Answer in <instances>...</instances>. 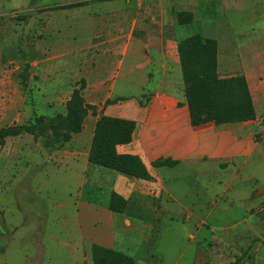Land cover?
Instances as JSON below:
<instances>
[{
    "label": "rangeland",
    "instance_id": "obj_1",
    "mask_svg": "<svg viewBox=\"0 0 264 264\" xmlns=\"http://www.w3.org/2000/svg\"><path fill=\"white\" fill-rule=\"evenodd\" d=\"M184 1L195 6H185ZM254 1L218 8L216 0H0V128L30 125L39 117L47 124L65 112L66 101L82 79L83 95L86 80L98 77L105 67L110 70V61L103 67L107 60L115 58L112 73L113 80H118L122 50L88 44L96 32L100 34L95 40L106 33L95 22L105 9L115 11L112 17L118 22L137 17V25H125L126 40H148L163 31L178 42L199 33L218 43L219 76L251 70L255 47L247 33H257V26L264 25V0H259L263 3L255 11ZM189 8L193 22L178 25L176 13ZM122 10H127V17L121 15ZM235 28H244L247 36L238 38ZM152 29L159 31L151 33ZM119 84L112 95L84 93L86 103L121 97L125 85ZM253 100L260 118L240 129L247 131L237 139L240 148L231 150L229 145L230 156L205 158L184 171L177 168L169 183L174 200L170 204V196L160 209L174 207L178 214L148 222L149 243L128 231L117 233L116 243L124 248L116 250L149 257V264H264V98L253 94ZM89 114L94 116L89 111L86 124ZM225 131L234 129L227 126ZM83 133L82 139L70 134L59 149L76 146L84 152L87 127ZM52 139L50 130L43 128L34 134L6 137L0 145V264H87L82 263L81 253L88 254L90 243L82 241L80 246V232H88L90 220L78 215V203L88 198L96 205L106 204V182L116 172L90 165L83 181V164L59 163L50 157ZM93 169L104 175L101 172L94 178ZM191 203L194 210L187 218L180 205Z\"/></svg>",
    "mask_w": 264,
    "mask_h": 264
},
{
    "label": "crops",
    "instance_id": "obj_2",
    "mask_svg": "<svg viewBox=\"0 0 264 264\" xmlns=\"http://www.w3.org/2000/svg\"><path fill=\"white\" fill-rule=\"evenodd\" d=\"M179 1L182 2V0ZM240 1L216 0L218 8H229ZM184 3L185 6L188 4V6H193L189 1H184ZM259 3H263V1H254V11ZM204 5V7H207L208 3ZM191 9L189 8V11L193 14ZM110 10L105 9L104 13L101 12L99 14V22L95 21L106 29L104 37L101 39L96 38L95 40L96 35L100 34L96 32L95 35L93 34L94 38H91L88 44L103 45L112 51L122 50L123 56L118 61L120 63L118 80L122 73V81L119 84L118 80H113L116 78L112 73L116 62L115 58L107 60L106 63H103V67L110 61V70L105 67L102 72L99 71L97 73L98 77L93 80H86L83 96L86 92L94 95L100 93L112 95V93H117L118 84L121 85L123 83L125 85L122 90L125 94L118 97L122 100L112 104H105L106 100H110L107 97L101 103L91 102L89 104L97 106L98 114L130 119L135 122L131 142L118 145L116 151L119 154L137 155L144 163L152 179L148 181L115 173L114 177L109 182H106L108 187L107 196L113 191L127 201L126 210L122 214L114 213L107 209L105 207L107 203L96 205L88 198L79 201L78 215L82 216L85 214V218L88 217L90 220L87 228L88 232H80L82 236L80 246H82V241L83 244L85 242L90 243L88 254H84L82 250V263L87 261V264H92L89 257L91 256V247L95 244L123 253L135 261V264H149V257L147 259L145 257L141 258L139 254L130 256L123 251L116 250L115 247L117 246L124 248L121 244L117 245L116 234L128 231L130 235L141 237L145 243H149L151 226L148 225V222L159 220L160 217L178 214L177 209L175 212L174 207L165 210L160 209L162 202H167V198H170V196L171 201L169 203L171 204L174 200L171 193L172 186L169 185L172 180L170 175L179 167H182L181 169L184 171L186 166L199 164L205 158L207 160H215L223 158L225 155L230 156L229 145H232L231 150H233L239 144L237 139L247 133V131L244 130V132L240 129L246 128L248 126L246 124L255 123L260 116L255 110L256 118L253 121L223 125L206 123L200 126H191L183 95L184 85L181 79L176 39L163 35V31H161L160 34L148 40L141 38L133 39V41L126 40L124 39L125 28L127 25H132L133 22L137 25V17L135 19L131 18L130 21L126 18V20L123 19L118 22L113 20L115 11ZM120 12L122 16H128L127 10ZM89 22H91L90 19ZM114 25H119V28H115ZM162 25L160 23V27ZM113 29H116L115 33L118 32V35H115ZM243 29L235 28L236 35L238 38H242L248 34L250 36L249 42L255 47V54L251 59L254 63V68L251 70L244 69L241 74L247 80L252 100L253 94L263 95L264 98V80L261 78L263 77L264 79V25L257 26V33L245 34L246 32ZM154 30L157 32L161 28L159 30L152 29L151 33ZM235 33H233V39L237 42ZM124 69H126L125 73L122 72ZM135 87H137L136 91ZM135 94L145 95V97L141 99ZM116 103L118 104L116 105ZM89 116L91 117L90 122L86 124L88 117L86 115L82 131L74 134L79 139H82L80 137L84 134L85 128H88L86 137L88 147L84 152H80L76 146L71 148V150L57 149L50 152V157L55 159V162L74 164V161H76V163L83 164V181L86 178L85 174L91 168L87 157L97 119V115L92 116L89 114ZM241 124L245 125L237 129L236 125L240 126ZM227 126L233 127L234 131H225ZM239 148L240 146L236 150ZM158 158H170L179 163L174 167L155 168L152 166V162ZM101 172L93 169L92 176L95 178ZM187 172H190V169ZM102 174L104 175V172ZM106 177L108 178L107 175ZM194 205V203L189 206L180 205L187 218L192 216V211L194 210L192 206ZM141 230H143L142 233H140Z\"/></svg>",
    "mask_w": 264,
    "mask_h": 264
},
{
    "label": "trees",
    "instance_id": "obj_3",
    "mask_svg": "<svg viewBox=\"0 0 264 264\" xmlns=\"http://www.w3.org/2000/svg\"><path fill=\"white\" fill-rule=\"evenodd\" d=\"M86 2L65 5L79 6ZM64 8V7H63ZM178 25H188L193 22L190 11L176 13ZM218 44L214 38L203 37L199 33L192 34L177 42V55L180 64L181 77L184 84L183 95L188 109L191 126L206 123L215 125L242 123L253 121L256 111L246 78L242 74L221 77L217 70ZM74 88L65 103V112L56 114L44 125L43 117L30 125H17L0 128V145L6 137L22 134H34L37 130L46 128L53 136L50 147L59 149L63 143L70 140V134L82 131L83 122L90 111L97 115L93 135L88 151L90 165L105 168L116 173L143 180H151L142 160L137 155L119 154L118 145L131 142L135 122L130 119L97 114L96 106L87 104L80 89ZM122 100L116 98L106 100L112 104ZM179 162L170 158H158L152 162L155 168L174 167ZM127 201L115 192H110L107 209L114 213L125 212ZM92 264H135L127 255L99 245L91 247Z\"/></svg>",
    "mask_w": 264,
    "mask_h": 264
}]
</instances>
